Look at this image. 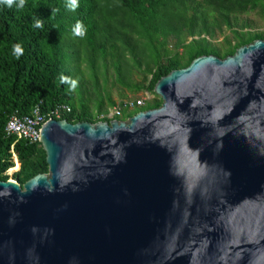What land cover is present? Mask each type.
Wrapping results in <instances>:
<instances>
[{
    "label": "water",
    "instance_id": "obj_1",
    "mask_svg": "<svg viewBox=\"0 0 264 264\" xmlns=\"http://www.w3.org/2000/svg\"><path fill=\"white\" fill-rule=\"evenodd\" d=\"M126 120L50 119L0 181V264H264V40L201 56Z\"/></svg>",
    "mask_w": 264,
    "mask_h": 264
},
{
    "label": "trees",
    "instance_id": "obj_2",
    "mask_svg": "<svg viewBox=\"0 0 264 264\" xmlns=\"http://www.w3.org/2000/svg\"><path fill=\"white\" fill-rule=\"evenodd\" d=\"M254 12L264 18V0H79L75 11L68 0H26L23 9L0 5V181L13 178L23 186L49 170L41 143L6 134L13 115L39 108L46 122L96 124L160 108L154 89L172 71L264 40L244 18ZM36 19L41 28L33 27ZM77 21L87 29L84 37L73 34ZM15 44L23 48L19 59ZM61 75L68 78L63 83ZM139 94L154 98L130 109L125 101ZM16 164L20 169L10 175Z\"/></svg>",
    "mask_w": 264,
    "mask_h": 264
},
{
    "label": "built area",
    "instance_id": "obj_3",
    "mask_svg": "<svg viewBox=\"0 0 264 264\" xmlns=\"http://www.w3.org/2000/svg\"><path fill=\"white\" fill-rule=\"evenodd\" d=\"M145 102L144 98L140 97L129 99L125 101V104L129 105L130 109H133L136 106H143ZM65 109L70 111L68 108ZM119 111L120 107L115 108L110 113V117L119 114ZM52 114L59 118L61 116L60 109H56ZM45 123V117L41 114L40 109L36 108L33 110L32 115H13L8 121L5 131L8 136L16 137L19 140L23 139L32 143H41V131Z\"/></svg>",
    "mask_w": 264,
    "mask_h": 264
},
{
    "label": "clouds",
    "instance_id": "obj_4",
    "mask_svg": "<svg viewBox=\"0 0 264 264\" xmlns=\"http://www.w3.org/2000/svg\"><path fill=\"white\" fill-rule=\"evenodd\" d=\"M26 0H0V5H6L9 8H12L13 6H16L18 9H23L25 6ZM68 7L75 11L79 7V0H68ZM54 10L53 14H55ZM43 26V21L36 19L33 27L35 28H41ZM73 34L75 36L84 37L87 34V29L83 25L81 21H77L74 29ZM12 54L19 59V57L23 54V48L20 44L13 45L12 48ZM68 78L61 75L59 77V80L61 83L65 82ZM73 85H75V81L72 82Z\"/></svg>",
    "mask_w": 264,
    "mask_h": 264
},
{
    "label": "rangeland",
    "instance_id": "obj_5",
    "mask_svg": "<svg viewBox=\"0 0 264 264\" xmlns=\"http://www.w3.org/2000/svg\"><path fill=\"white\" fill-rule=\"evenodd\" d=\"M244 18L247 19V20H250L252 22L253 28L257 32L264 33V18H262L258 13L254 12V13H251L249 15H245ZM223 38L224 37H221L219 39V41L218 42H215V43H217V45L221 44V42L223 41ZM130 96L133 97V98H135L133 95H130ZM140 97L144 98L145 101L154 98V96H152L150 94H146V95L139 94L137 98H140ZM115 98L116 99L118 98L117 94H115ZM111 112H113V111H111ZM15 168H17V170H15ZM19 169H20L19 164H16V166L14 167V171L13 170L10 171L9 174L10 175H13V173L14 172H17ZM11 180H14V179L11 178Z\"/></svg>",
    "mask_w": 264,
    "mask_h": 264
}]
</instances>
